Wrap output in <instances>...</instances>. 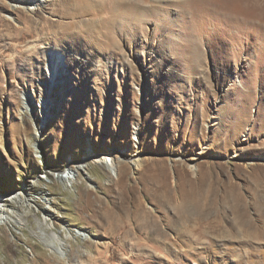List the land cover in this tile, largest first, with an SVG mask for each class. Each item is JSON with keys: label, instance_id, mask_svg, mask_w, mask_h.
I'll return each mask as SVG.
<instances>
[{"label": "rangeland", "instance_id": "1", "mask_svg": "<svg viewBox=\"0 0 264 264\" xmlns=\"http://www.w3.org/2000/svg\"><path fill=\"white\" fill-rule=\"evenodd\" d=\"M134 6L0 0V264H264V0ZM190 183L221 229L164 205Z\"/></svg>", "mask_w": 264, "mask_h": 264}, {"label": "bare ground", "instance_id": "2", "mask_svg": "<svg viewBox=\"0 0 264 264\" xmlns=\"http://www.w3.org/2000/svg\"><path fill=\"white\" fill-rule=\"evenodd\" d=\"M117 1L124 2L125 4H127V3L133 4V5H135L134 7H138L137 9H144L145 4L150 2L151 0H117ZM179 1H183V0H179ZM123 8L124 7L121 6V9H123ZM29 9H33V8L30 7ZM137 11H139V10H137ZM52 65L55 67V64L53 62H52ZM56 66L60 68V63L56 62ZM96 160H98V162H100L102 164H105V166L107 165V167L110 171H112V169H114V168L118 169L119 172H117L118 175L116 177V179H118L117 183L120 182L124 178V176H125L124 169L126 167L125 163L120 162V164H118V162H117L118 159L113 157L112 155L99 156L98 158H96ZM190 168H191L190 170L194 173L198 169L195 166H191ZM72 179L75 180L76 175H74V177H72ZM207 183L208 182L203 181L202 185H207ZM173 187H169L168 184H167V186L165 185V193H163L165 196L164 205H168V207L169 206L174 207V209L176 211L178 210L179 207L181 209H184L183 212H181V210H179L176 213V217H177L178 221L181 222L180 226H182V229L185 228L186 232L191 233L192 231L189 229V227H192V229H193V227H196V224H197L203 229L202 233L207 235L209 233H214L215 230L222 228V226L219 223L213 222L214 221V219H213L214 213L211 210L212 209V202L209 200V197L213 194H208V193L203 192V191H196V189L194 188L192 183H190V188L187 189L185 193L184 192H183V194L180 193V195H178L176 193L178 191V187L177 186H175L174 188ZM17 196H13V199L17 200ZM1 200L3 201V198ZM4 201H5V198H4ZM137 205L138 206L135 205L136 207L134 206L136 209L135 210V217L137 218V220H140L139 222L143 223L142 224L143 226L147 225L149 227H152V229L155 228V230H160V227H159L157 221L153 217V214L150 211H147L146 208L143 207L142 204H137ZM239 206H240V203H238V207ZM90 207L92 208L91 205H90ZM238 207L235 206V209L239 210ZM261 213H264V209L262 210ZM1 218L4 221H12L10 219V217H8V216H2ZM261 227L264 228V224ZM244 228H248L247 234H246V231ZM257 229H260V228H257L255 226V224H253V222H249L247 220L240 222V221L236 220L235 222L233 221L234 233H230L227 230L226 231L222 230L219 234L224 235V237H225V236L239 235L242 232L243 235L246 236L247 238H254L256 233H258L259 236L262 235V232L257 230ZM161 232H163V231H161ZM76 233L79 234L80 236L83 235L80 232L79 233L76 232ZM163 233H165V232H163ZM263 234H264V232H263ZM60 245H62V244H60Z\"/></svg>", "mask_w": 264, "mask_h": 264}]
</instances>
